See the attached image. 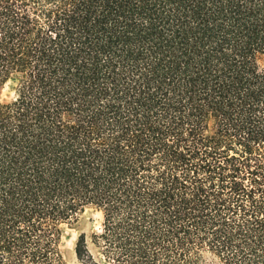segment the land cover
<instances>
[{
  "label": "trees",
  "instance_id": "16d2710c",
  "mask_svg": "<svg viewBox=\"0 0 264 264\" xmlns=\"http://www.w3.org/2000/svg\"><path fill=\"white\" fill-rule=\"evenodd\" d=\"M14 75L0 264H264V0H0Z\"/></svg>",
  "mask_w": 264,
  "mask_h": 264
},
{
  "label": "rangeland",
  "instance_id": "374dc122",
  "mask_svg": "<svg viewBox=\"0 0 264 264\" xmlns=\"http://www.w3.org/2000/svg\"><path fill=\"white\" fill-rule=\"evenodd\" d=\"M19 76H12L6 83L0 86V101L2 103H12L17 97V86ZM103 216L102 213L94 208H88L79 214L75 219L61 225L59 249L64 260L68 264H82L75 253V248L79 237L86 236L89 251L99 264H108L104 261L99 247L95 244L94 236L102 232ZM206 260L218 263L210 253H204Z\"/></svg>",
  "mask_w": 264,
  "mask_h": 264
}]
</instances>
